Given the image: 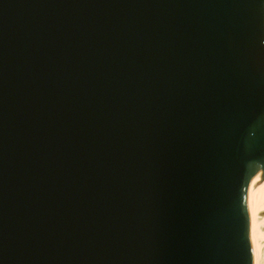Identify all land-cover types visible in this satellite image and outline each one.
<instances>
[{
	"label": "water",
	"instance_id": "obj_1",
	"mask_svg": "<svg viewBox=\"0 0 264 264\" xmlns=\"http://www.w3.org/2000/svg\"><path fill=\"white\" fill-rule=\"evenodd\" d=\"M0 264H264V0H0Z\"/></svg>",
	"mask_w": 264,
	"mask_h": 264
}]
</instances>
